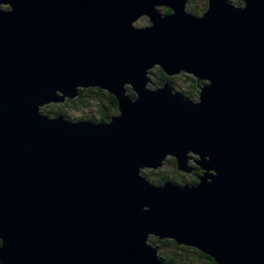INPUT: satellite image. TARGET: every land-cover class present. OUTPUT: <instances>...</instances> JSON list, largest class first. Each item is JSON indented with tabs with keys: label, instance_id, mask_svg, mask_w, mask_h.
Listing matches in <instances>:
<instances>
[{
	"label": "water",
	"instance_id": "obj_1",
	"mask_svg": "<svg viewBox=\"0 0 264 264\" xmlns=\"http://www.w3.org/2000/svg\"><path fill=\"white\" fill-rule=\"evenodd\" d=\"M206 2L0 0V264H164L151 236L264 264V0ZM90 88L110 122L41 111ZM167 158L198 183L141 174Z\"/></svg>",
	"mask_w": 264,
	"mask_h": 264
},
{
	"label": "trees",
	"instance_id": "obj_2",
	"mask_svg": "<svg viewBox=\"0 0 264 264\" xmlns=\"http://www.w3.org/2000/svg\"><path fill=\"white\" fill-rule=\"evenodd\" d=\"M202 3L199 5H189L187 6L186 10L188 13L201 16L202 13L205 11L207 2L201 1ZM236 3V5H242V0H235L232 1ZM7 9V8H5ZM151 75H155V79H150L151 83L149 88L156 89L161 87L164 84H169L171 87L176 89L178 88V92L181 93L185 98L188 99H196L198 95V88L196 85V81L188 75H183L188 83V87L186 89L179 88L175 85V78H169L164 75V73L160 69H156L150 73ZM176 88V89H175ZM129 95L134 98L133 93L128 89ZM80 96L75 100H66L64 104L60 105H48L41 109L42 113L49 116V117H57L63 116L65 119L69 121H89L92 123H108L113 116L118 115V107L116 99L107 94L106 92L100 89H83L79 91ZM85 108H90L93 111V114H85L80 117H76V119L72 120L70 115L71 112L83 113L82 111ZM73 113V114H75ZM193 157V156H192ZM190 164V163H189ZM166 169H169L167 172H164L165 168L159 170L158 172L155 171H143L141 174L152 184L155 186H160L164 182L169 181L176 184L183 185L187 182H190L191 177L182 175L176 171V163L175 160L172 158H168L165 160V165L163 166ZM173 169V170H172ZM196 174V173H195ZM150 245L155 247L159 253L160 258L162 259L164 264H181L180 260L190 261L188 257L194 258L198 257V259L204 261L205 264H216L211 258L203 255L199 251L183 247L177 245L172 240H159V238L150 237L148 239ZM186 259V260H185ZM191 264V263H190ZM192 264H194L192 262Z\"/></svg>",
	"mask_w": 264,
	"mask_h": 264
},
{
	"label": "rangeland",
	"instance_id": "obj_3",
	"mask_svg": "<svg viewBox=\"0 0 264 264\" xmlns=\"http://www.w3.org/2000/svg\"><path fill=\"white\" fill-rule=\"evenodd\" d=\"M201 1H204V0H191V1H189L188 2V4L189 5H199V4H201L202 2ZM206 1V0H205ZM229 1H235V0H229ZM232 3H234V2H232ZM188 4H187V6H188ZM234 4H236V3H234ZM149 25V21H147V22H139L138 24H136L135 26L136 27H138V28H143V27H146V26H148ZM156 69H158V67H155L154 69H152L151 71H149V73H151L152 71H155ZM156 75V74H155ZM155 75H149V78L152 80V79H155L156 78V76ZM183 75L184 74H180V75H176V76H174V77H171V78H175V85L177 86V87H179V88H184V89H186L187 87H188V83L186 82V79L183 77ZM189 76V75H188ZM192 77V76H191ZM193 78V77H192ZM194 79V78H193ZM195 80V79H194ZM173 88V87H172ZM174 89V88H173ZM176 89V88H175ZM176 91H179L178 90V88L176 89ZM181 94V93H180ZM190 100H196V99H191L190 98ZM60 105H62V104H60ZM83 113H75V112H71L72 113V115H70V118H76V117H80V116H83V115H85V114H93V111H92V109H90V108H85L83 111H82ZM73 113H75V114H73ZM163 168H165V167H162L161 169H163ZM160 168L158 169V170H156V172H158L159 170H161ZM147 171L149 170V169H146ZM163 170H165L164 172H167L169 169H163ZM173 170V169H172ZM152 171H155V170H152ZM143 172V171H142ZM141 172V173H142ZM180 174H182V173H180ZM151 237H154V238H156L155 236H151ZM150 238V237H149ZM164 240H166V239H164ZM162 241V240H161ZM149 243V242H148ZM159 252V251H158ZM159 257H161L160 256V253H159ZM188 259H190V260H192V262L194 263V264H205L204 263V261H202L201 259L199 260L198 259V257H194V258H191V257H188Z\"/></svg>",
	"mask_w": 264,
	"mask_h": 264
},
{
	"label": "flooded vegetation",
	"instance_id": "obj_4",
	"mask_svg": "<svg viewBox=\"0 0 264 264\" xmlns=\"http://www.w3.org/2000/svg\"><path fill=\"white\" fill-rule=\"evenodd\" d=\"M189 1H191V0H187V4H188ZM160 12H162L163 14L170 13V11L168 9H166V8L160 9ZM194 159H197V158L194 157ZM164 165H165V163H164ZM190 167L192 168L193 172L191 174H182V175H186V176H190L191 177L190 182H187L185 184L194 185V184L198 183V178L202 175V171L193 162H190ZM180 263L181 264H190V263L192 264V262L184 261V260H180Z\"/></svg>",
	"mask_w": 264,
	"mask_h": 264
},
{
	"label": "bare ground",
	"instance_id": "obj_5",
	"mask_svg": "<svg viewBox=\"0 0 264 264\" xmlns=\"http://www.w3.org/2000/svg\"><path fill=\"white\" fill-rule=\"evenodd\" d=\"M151 71V70H150ZM150 74V73H149ZM168 159V158H167ZM164 166V163H161V166L159 167V168H162ZM189 167H190V164H189ZM159 168H156L155 170H158ZM146 169H149L148 171H152V170H154V169H151V168H144L143 169V171H146ZM178 173H182L183 174V172H179V171H177Z\"/></svg>",
	"mask_w": 264,
	"mask_h": 264
}]
</instances>
